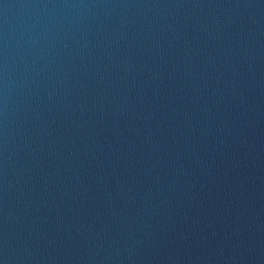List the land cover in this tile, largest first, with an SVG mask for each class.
<instances>
[{
  "label": "water",
  "instance_id": "obj_1",
  "mask_svg": "<svg viewBox=\"0 0 264 264\" xmlns=\"http://www.w3.org/2000/svg\"><path fill=\"white\" fill-rule=\"evenodd\" d=\"M0 264H264V0H0Z\"/></svg>",
  "mask_w": 264,
  "mask_h": 264
}]
</instances>
